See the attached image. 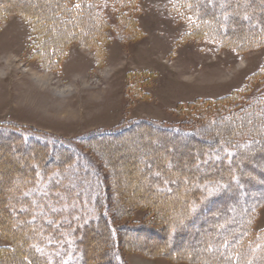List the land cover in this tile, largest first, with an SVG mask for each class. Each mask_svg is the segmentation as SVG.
<instances>
[{"label": "rangeland", "instance_id": "1", "mask_svg": "<svg viewBox=\"0 0 264 264\" xmlns=\"http://www.w3.org/2000/svg\"><path fill=\"white\" fill-rule=\"evenodd\" d=\"M2 1H6L10 5H25L26 3V7L34 6L31 2H28L29 0ZM35 1L45 2V0ZM133 1L129 14L133 20L137 19V25L140 29L135 34L132 33L133 31L131 33L127 32V29L124 28L123 23L118 21V16H115V13L112 12L106 0L101 1L99 7L104 15L101 17L106 23L105 35L106 39L109 40L106 44V55L103 62L98 64L91 50L89 51L78 43H73L72 45H77L82 50L83 55L77 53L79 61L86 65L87 60H90L88 66L85 67L84 71L81 69L82 72L78 75L77 72L70 74L72 71L67 73L66 68L62 67V61L67 54L60 61L59 68L56 70L40 65L38 62L40 52L36 49L37 46H30L33 41L30 22H27L22 16L10 14L0 21V205L3 200V203L5 202L6 205L10 206L11 202L8 199H12L13 194L10 191L5 192L4 185L9 182V185L15 188L23 173L27 174L26 156L31 158V153L39 149L34 143L38 139H50L69 145L78 153L79 165L88 168L90 174L103 176L104 184L111 190L115 189L117 182H119L122 192L123 190H137L144 193L145 189L143 188L134 190L133 180L135 181V179H132L133 176L131 175L136 176L138 174L140 182H144V177L148 178V176H143L139 167L140 170H134V174L131 173L130 176L126 174V171L131 170L130 163L132 164L135 160L128 154L129 151L135 148L139 149L141 159L140 157L136 159L138 163L143 160L148 161L150 156L158 154L165 161V164H167L169 158L175 164L178 163L177 158L181 154L194 150L193 148L199 143V140L192 137L175 139L176 146L171 152L168 146L157 151L149 147L150 143H155L154 136L138 137L132 134L133 139H129V134L114 141L108 140L109 143L104 141L94 142L91 144L93 150L84 149L78 137L102 129L114 128L132 119L187 127L189 126L186 124L187 115L183 112L186 110L185 108H190L189 106L192 103L212 102L226 95L236 94L234 97L236 103H233L234 109L235 106H238L237 110H240L239 107H245L264 96V73L259 74L264 66V46L239 51L232 47H222L212 40L192 36L188 33L190 23L188 16H185L183 11L175 7L176 0ZM223 4L222 1H216L217 7ZM261 13L263 14V8ZM139 16H142L144 26L140 27L138 24ZM244 16L243 13H235V16H228L225 23L231 26L233 19L235 22L236 19H239L243 21L242 29L244 32L257 31L256 16L249 15L251 20L248 23L244 21ZM65 20L70 21L71 19L65 17ZM254 22H256V26L253 25ZM261 30L264 32V25ZM111 45L118 46V49L115 52L112 51L115 54L114 58L107 63L108 49ZM71 60L73 61V59ZM132 72L140 75L132 77ZM130 80L137 87L132 88L133 83ZM193 115L194 117L190 119L191 125L200 124L202 120L206 119L204 115L195 110ZM234 125L232 122L210 123L199 134L201 133L202 138H205L209 143L208 140L212 141L216 137L214 128H223L234 132L237 128H234ZM195 129L193 127L192 131ZM11 130H16L21 135L13 134ZM2 134L4 135L2 136ZM160 139L159 142L161 143L166 140L165 138ZM218 140L221 143V139ZM14 142H22V145H16ZM96 144L104 146L105 149L103 150H106L107 153L103 154L101 150V157L98 152L96 154ZM119 144L121 146L116 148ZM35 147L38 149H35ZM112 147L115 149H111ZM251 149L245 147L243 151L236 152L232 162L246 159H252V161L249 162L250 166L247 169L236 168L233 171L229 167L227 175L229 178L232 177L234 172L235 174L237 171L241 174L245 171L252 172L255 167L264 171V154L253 157L255 155H253ZM220 157L218 152L210 153L201 156L200 159L196 157L188 166L206 163L203 170L215 173L216 170L220 171L221 167L218 168L210 161L213 158L220 159ZM51 162H53L51 159L47 161L48 164ZM204 171L200 169L197 173ZM78 177L76 171L69 168L64 170L60 177L55 175L48 178L52 181L55 178L58 181L59 188L70 186L75 191H79L77 189L80 181ZM199 179L193 178L192 182L200 188L202 183L198 181ZM83 182L82 189L86 190V181ZM112 183L116 187L113 188ZM183 183L187 185L189 179L184 177ZM187 193L188 189L185 186L183 194L181 193L174 201L167 202L164 212L169 220L171 219L167 226L176 225L179 222L176 215L180 217V213L182 214L185 207H188L187 210L190 209L191 206L184 203V197ZM27 194L32 195L29 192ZM248 194L251 195L250 198L255 199L253 191L248 192ZM200 195V198L203 199L204 194L201 193ZM256 196L258 197L260 194L256 193ZM260 199L259 201L252 200L246 206L242 205L241 196H238L235 200L233 199V202H223L222 206L219 205L218 208L222 212L228 211L229 219H225L224 222L217 225H212L210 230L205 228L204 232L223 240L229 229L232 230V232H228L231 235L236 233L237 230L233 229L231 225H237L243 232L240 236L243 241L239 247L243 250L247 245V240L250 237H255V245L262 246L258 253L264 255V200ZM158 201L159 204L162 203L161 199H158ZM60 205L64 208L67 207L63 201ZM237 208H239V212L234 214ZM212 212L205 215V224L209 225L208 220L210 219L221 217L219 213ZM0 217H3V215H0ZM9 218L12 222L5 225V227H7L9 233L17 236L15 250H27L28 248L21 244L20 239L34 235L38 231L28 224L26 225L30 227L24 228L25 225L13 221L11 215ZM36 218L38 219V217ZM150 218L151 216L146 208H138L130 213L128 217H124L121 222L128 224L144 222L150 220ZM63 220L67 222L71 218L64 217ZM166 229L169 230V228ZM196 230L187 232L195 234L198 232V229ZM188 235L182 237L180 244L178 243L173 250H168L170 245L167 242L160 244L161 246L165 245V251H168V254L164 255L151 256L144 254L143 251L122 249V261L125 264H233V261L228 258L220 262L217 261V257H214L227 250V245L223 246L224 241L216 243L215 246L208 245L206 248L202 247V243L198 241L199 247H195L192 254L198 255L201 253L204 260L207 259L205 256H208V260L204 262L196 261L188 256L185 259L174 257V254L183 252L191 255V253H188L189 247L194 246L196 242L186 243L185 240H187ZM231 235L229 238H231ZM103 236L104 233L101 230H89L83 238L89 240L91 238V241L95 242V239ZM196 236H199V234H196ZM83 241L85 242L84 239ZM140 242L141 239H132L134 245H138ZM8 245V242L0 237V247ZM74 245L79 247L81 244L79 242L75 244L74 242ZM150 247L152 248V245ZM85 249L89 250V246L86 245ZM245 252L241 255H247L250 260L252 255L249 254L248 250ZM167 255H172V258H168ZM11 256L12 258L10 255L5 257L3 259L5 261L0 264H19L20 259H22V257H17L15 252ZM247 258L240 261V264H250ZM239 259V257L236 258L237 263ZM76 261H78V258H76ZM262 262H264V257L258 261V263ZM84 264L92 263L86 259Z\"/></svg>", "mask_w": 264, "mask_h": 264}, {"label": "trees", "instance_id": "2", "mask_svg": "<svg viewBox=\"0 0 264 264\" xmlns=\"http://www.w3.org/2000/svg\"><path fill=\"white\" fill-rule=\"evenodd\" d=\"M101 1L45 0L44 3H40L29 0L28 2L34 6L26 7V3L25 5H10L6 1L0 0V21L10 14H18L30 22L31 35L33 36L30 46H37L36 49L40 52L38 62L48 69L56 70L59 68L60 61L67 54L68 47L73 43H78L89 51L91 50L97 59V63L101 64L106 55V44L109 41L105 35L107 26L101 17L104 16L99 7ZM106 1L128 33L133 31L132 33L135 34L140 31L137 19L133 20L129 14L134 3L133 0ZM216 1H222L224 4L217 7ZM175 7L183 11L185 16H188L190 21L188 33L192 36L212 40L222 47H232L239 51L264 46V32L261 30L264 25V0H176ZM262 8L263 14L261 13ZM235 13H243L246 23L251 20L249 15L256 16L254 19L258 23V30L244 32L242 29L243 21L239 19H236V22L233 19L231 26L226 25L227 17L235 16ZM65 17H69L71 20L67 21ZM256 22H254V26H256ZM263 73L264 66L259 74ZM138 75L140 74L132 72V77ZM132 83L131 86L134 88L136 85L134 82ZM235 95L229 94L212 102L202 101L190 104V108H185L186 110L183 112L187 115L186 124L189 125L187 127L132 119L114 128L102 129L78 137L84 149L93 150L91 144L94 142L114 141L129 134V139H133L132 134L138 137L154 136L155 143H150L149 147L157 151L168 146L171 152L176 146L175 139L192 137L199 140V143L197 142L198 144L193 148L194 150L181 154L177 158L178 163L175 164L170 158L165 164V161L158 154L150 156L148 161L143 160L138 163L136 159L139 157L141 159L139 149L135 148L129 151L128 154L135 160L132 164L130 163L132 171L129 169L130 171H126V174L130 176L131 173L134 174V170L141 169L143 176H148V178L144 177V182H140L138 174L136 176L131 175L133 176L132 179H135V181L133 180L134 190L143 188L145 189L144 193L137 190H123L122 192L119 182H117V187L112 183L113 188H116L111 190L104 184L103 176L90 174L88 168L79 165L78 153L69 145L50 139L36 140L34 143L39 149L35 147L38 150L31 153V158L26 156L27 174L23 173L15 188H12L9 182L4 185L5 192L10 191L13 198L8 199L11 202L10 206L6 205L5 202L3 203V200L2 206L0 205V215H3L0 217V237L9 244L0 247V263H3L5 261L3 259L8 255L12 258L11 255L15 252L17 257H22L19 264H84L86 259L92 264H125L121 257L122 249L143 251L144 254L151 256L164 255L168 254V251H165V245L161 246L160 244L167 242L170 245L168 250H173L178 243L180 244L181 238L189 234L185 240L186 243L196 242L197 244L189 247L188 253L195 256L183 252L174 254V257L185 259L188 256L196 261L204 262L208 260V256H205L207 259L204 260L201 253L192 254L194 248L199 247L198 241L205 248L208 245L215 246L216 243L224 241L223 246L227 245L226 253L222 252V254L214 256L217 257V261L221 262V260L228 258L233 261V264H240V261L247 258V255L244 254L248 250L249 254L252 255L250 260L247 258L250 264H264V262L258 263L264 255L258 253L262 246L255 245V237L246 239L248 242L243 250L239 247L243 241L240 237L243 232L237 225L233 226L231 223L233 229L237 231L231 235L228 232H232V230L229 229L223 240L204 232L205 228L210 230L212 225L229 219L228 211L222 212L218 208L219 205L222 206L223 202H233V199L235 200L238 196L242 197L243 206L251 203L252 200L259 201V198L264 200V171H261L260 168L255 167L254 172L245 171L243 174L237 171L230 178L227 176L229 167L233 171L236 168L247 169L250 166L249 162L252 161V159H246L232 162L236 152L243 151V148L246 147L252 148L253 155H255L253 157L264 154V96L245 107H239L240 110H237L238 106H235L236 113L234 109ZM194 110L206 117L202 123L197 125H191L190 122V119L194 117ZM214 122H232L235 124L234 128H237L234 132L223 128H214L216 137L212 141L208 140V143L199 132L205 130L207 124ZM193 127L196 128L194 131H192ZM11 132L21 135L16 130H11ZM160 138L166 139L163 141L164 143L159 142ZM217 138L221 139V143ZM208 139L210 138L208 137ZM14 144L21 146L22 142H14ZM120 146L121 144L116 148ZM20 148L22 149V147ZM103 149H105L104 146L97 145L96 154L98 152L101 157V150L103 154L107 153ZM217 152L221 156L220 159L213 158L210 162L218 168L221 167L220 171L216 170L215 173L204 171L206 163L188 166L196 157L200 159L201 156ZM49 159L53 162L48 164ZM30 160L32 161L30 162ZM234 166L236 167L234 168ZM69 168L76 171L77 176L79 175L80 181L77 188L79 191H75L70 186L59 188L55 178L53 181L48 178L55 175L60 177L61 173ZM200 169L204 172L197 173ZM151 171L155 172L152 173ZM256 175L257 179L255 180ZM184 177L189 179L187 185L183 183ZM193 178L196 180L200 178L198 180L202 183L200 188L193 184ZM83 181H86V190L82 189ZM185 186L188 193L184 197V203L191 207L189 210H187L188 207H185L182 214L180 213V217L176 215V219H179V222L176 221L178 222L176 225L167 226L171 222V219L169 220L164 212L167 202H172L181 193L183 194ZM251 191L255 193L253 195L255 199L250 198L251 195L248 192ZM28 192L32 195H28ZM201 193L204 194L203 199L200 198ZM256 193L260 196L257 197ZM245 197L248 198L245 199ZM158 199L162 200L161 204H159ZM62 201L67 205V209L60 205ZM138 208H146L151 216L150 220L129 224L121 222L124 217H128ZM238 209L233 210L234 214L239 212ZM212 211L219 213L221 217L210 219L208 220L209 225L205 224V215ZM10 215L13 221L25 225L24 228H29L28 225H31L38 231L34 235L20 239L21 244L28 248L27 250H15L17 236L9 233L5 227L12 222L9 218ZM64 217H70L71 220L65 222ZM196 229L198 232L195 234L187 232ZM89 230H101L104 236L95 239V242L91 241V238L90 240L83 238ZM230 235L231 238H229ZM132 239H141V242L134 245ZM73 241L75 244L79 242L81 245L78 247L74 245ZM86 245L89 246V250L85 249ZM242 253L244 254L241 255ZM224 255L225 257H223ZM167 256L169 258L172 255ZM238 257L240 259L237 263L236 258ZM209 259L212 260L210 257Z\"/></svg>", "mask_w": 264, "mask_h": 264}, {"label": "crops", "instance_id": "3", "mask_svg": "<svg viewBox=\"0 0 264 264\" xmlns=\"http://www.w3.org/2000/svg\"><path fill=\"white\" fill-rule=\"evenodd\" d=\"M142 1V0H141ZM155 3H156V1H155ZM143 18H142V16H139L138 17V24L140 25V27L141 26H144V24H143ZM113 47V48H112ZM118 46H113V45H111L110 47H109V49H108V56H107V60H106V62L107 63H109L110 61H111V59H113L114 58V55L115 54H113L112 53V51H116L118 48H117ZM111 48H112V50H111ZM119 52H121V51H119ZM77 53L78 54H81V55H83V53H82V50H80V47L79 46H77V45H72L69 49H68V51H67V56L64 58V60L62 61V67L63 68H66V72L67 73H69V72H71L70 74H73V73H76L77 75L78 74H81L80 72H82L81 71V69L84 71V69H85V67L86 66H88V64H89V59L87 60V64L86 65H83L80 61H79V59H78V57H77ZM73 57V58H72ZM71 59H73V61L71 60Z\"/></svg>", "mask_w": 264, "mask_h": 264}, {"label": "bare ground", "instance_id": "4", "mask_svg": "<svg viewBox=\"0 0 264 264\" xmlns=\"http://www.w3.org/2000/svg\"><path fill=\"white\" fill-rule=\"evenodd\" d=\"M8 49V48H7Z\"/></svg>", "mask_w": 264, "mask_h": 264}]
</instances>
